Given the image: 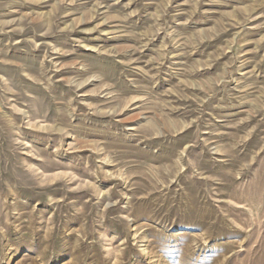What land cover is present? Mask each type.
<instances>
[{"label":"rangeland","instance_id":"rangeland-1","mask_svg":"<svg viewBox=\"0 0 264 264\" xmlns=\"http://www.w3.org/2000/svg\"><path fill=\"white\" fill-rule=\"evenodd\" d=\"M0 264H264V0H0Z\"/></svg>","mask_w":264,"mask_h":264}]
</instances>
